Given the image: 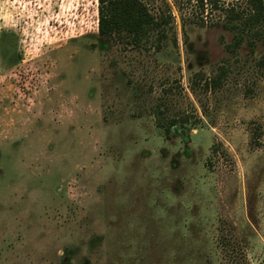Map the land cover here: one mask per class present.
<instances>
[{
	"label": "rangeland",
	"instance_id": "rangeland-1",
	"mask_svg": "<svg viewBox=\"0 0 264 264\" xmlns=\"http://www.w3.org/2000/svg\"><path fill=\"white\" fill-rule=\"evenodd\" d=\"M141 1L164 37L0 0V264H225L219 236L264 264V28Z\"/></svg>",
	"mask_w": 264,
	"mask_h": 264
},
{
	"label": "trees",
	"instance_id": "trees-1",
	"mask_svg": "<svg viewBox=\"0 0 264 264\" xmlns=\"http://www.w3.org/2000/svg\"><path fill=\"white\" fill-rule=\"evenodd\" d=\"M98 1V36L109 39L116 34H126L134 43H140L149 39L153 34L165 36L162 25L168 22L158 19L150 12L146 4L141 0H97ZM190 1V0H188ZM203 14L205 8L210 11L223 13L224 27L228 31L239 32L233 47L237 49L242 41L241 34L245 30L258 28L254 36L260 37L264 28V0H195ZM227 2L226 5L224 3ZM221 3V5H220ZM258 67H264V56L258 61ZM220 84L219 77L205 82L206 88H215ZM160 128H165L162 124ZM174 127L171 122L165 128V132ZM218 244L222 250L225 264H249L245 254L236 240H230L226 236H219Z\"/></svg>",
	"mask_w": 264,
	"mask_h": 264
}]
</instances>
